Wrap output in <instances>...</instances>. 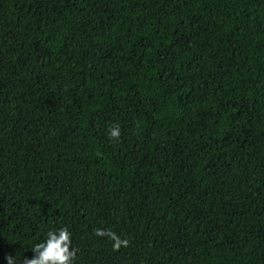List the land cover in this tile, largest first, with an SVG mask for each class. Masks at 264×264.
Returning a JSON list of instances; mask_svg holds the SVG:
<instances>
[{
    "label": "trees",
    "instance_id": "16d2710c",
    "mask_svg": "<svg viewBox=\"0 0 264 264\" xmlns=\"http://www.w3.org/2000/svg\"><path fill=\"white\" fill-rule=\"evenodd\" d=\"M61 227L70 264H264V0H0V264Z\"/></svg>",
    "mask_w": 264,
    "mask_h": 264
},
{
    "label": "clouds",
    "instance_id": "9594fccd",
    "mask_svg": "<svg viewBox=\"0 0 264 264\" xmlns=\"http://www.w3.org/2000/svg\"><path fill=\"white\" fill-rule=\"evenodd\" d=\"M110 136L117 137L118 128H112ZM97 236H103L102 230L96 231ZM109 237L114 241L113 247L117 248L126 245L127 240H120L115 234L109 233ZM70 232L66 227L50 230L46 233V238L32 246L33 256L31 259L25 257L23 264H70L74 257V251H70ZM7 264H15L14 258L5 257Z\"/></svg>",
    "mask_w": 264,
    "mask_h": 264
}]
</instances>
